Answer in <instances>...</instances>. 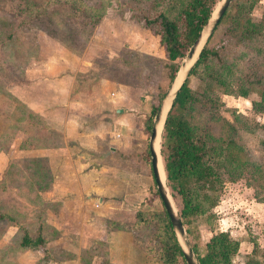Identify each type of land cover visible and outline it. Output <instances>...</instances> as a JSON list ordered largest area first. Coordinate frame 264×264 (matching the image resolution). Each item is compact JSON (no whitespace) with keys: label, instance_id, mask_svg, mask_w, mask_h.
Instances as JSON below:
<instances>
[{"label":"rangeland","instance_id":"374dc122","mask_svg":"<svg viewBox=\"0 0 264 264\" xmlns=\"http://www.w3.org/2000/svg\"><path fill=\"white\" fill-rule=\"evenodd\" d=\"M87 1L95 4L100 0ZM116 1L120 4L117 5L115 0H103L107 6L105 14L95 25L83 16L80 8L70 5L59 7L54 3L47 7V11L52 13L54 24L44 20L36 24L41 28L39 29L31 24L35 22V11H29L34 9L33 5L25 6L23 0H0V170L4 167V172H0V210L10 215L23 228L22 230L19 226L18 229L11 225L5 232L7 236L3 241L6 242L4 245V242L0 243V264H24L23 260H28L24 258L22 263H18V259H15L19 251L16 244L23 232L31 236L40 232L43 235L51 234L42 226L41 221L38 222L44 213L43 188L28 184L35 179L42 182L47 180L43 160V166H37V170L25 166L29 157L37 155L39 152L36 151L44 148L41 146L45 145L46 136L51 139L46 141V144L56 143L55 148L60 146L65 136V143L72 149H69L71 153L85 154L91 163H95L93 160L97 161L94 157L96 154L93 152V155L87 149L91 146L97 148L102 141L99 138L95 141L94 137L83 139L86 133H82V130H90L94 126L93 121L103 115L106 108L104 109L103 105L95 107L90 102L104 101L106 94H100L98 89L94 88L98 84H89L88 88L83 89L91 92L93 86L95 91L93 96L86 97L82 102L80 75L84 76L88 83L96 82L98 76L127 83L129 95L136 102L134 106L138 107L136 110L131 109L130 113L135 115L146 110L143 106L146 103L144 100L151 103L153 94L163 91L164 96L170 87V83L167 84V61L155 40L154 26L150 25L144 30L142 16L137 14V20L132 17L133 13L140 11L144 17L152 18L161 9L164 1ZM245 1H230L223 19L204 44L215 47L216 56L209 58L205 73L188 77L189 86L198 96L189 119L207 138L210 164L221 177L218 203L209 209L215 219L213 228L227 231L232 237L240 240L238 253L234 256V262L237 264H243L244 256L251 250L248 237L255 234L259 244L264 245V210L256 206L252 197L253 187L259 191L261 197L264 195V147L259 142L264 137L261 129L264 125V0H251L250 7ZM218 2L219 0H216L213 8ZM45 30L54 37L51 39L58 38L65 48L80 54L83 65L91 67L89 70L88 66L81 64L70 76L73 77V82L67 98V108L63 111H53L52 120L29 112L13 94L14 89L20 92L18 86H21L24 97L38 101L49 97L48 91L41 85L46 82L45 76H50L43 68L44 58L49 54L42 50L41 38L47 36ZM126 37L134 49L126 48L128 44L123 45ZM96 43L101 46L95 48L100 56L90 58L93 55L86 50L88 46ZM51 50L50 47L49 51ZM185 55L175 61L178 69L183 64ZM2 57H5L3 62ZM26 84H31L30 88H26ZM146 117L147 114L140 120L143 132ZM80 123L83 124L82 127ZM228 124L233 125L231 132ZM149 131L139 135L138 129L134 127L129 134L133 156L134 151L139 154L136 159L138 163L134 165L148 173L149 160L146 161L140 155L147 151ZM212 147L215 150L220 148L222 159H218L219 156ZM61 158L68 164H79L76 160L68 161L66 156ZM115 158V153H112V156L109 159L106 157L104 161L110 163ZM253 164H258L261 168H254ZM147 192L146 204L141 205L146 209L143 211L147 215V221L136 227L135 231L141 241L147 240L149 246L155 248L158 246L157 234L165 231L162 230L165 211L153 178L149 180ZM53 202L50 205L52 209L57 203L55 200ZM173 203L178 214L177 201ZM203 220V217L196 218L189 226L193 236L197 234L198 251L201 249V241L204 242L210 235ZM4 223L7 224L8 221ZM3 225L0 223V230ZM11 231L15 232L11 234ZM103 236L104 233L101 238L80 236V240L74 237L65 240V237H62L63 245L68 250H63L56 244L46 246V239L42 237L44 252L33 254L43 261L38 260L35 264H59L55 260H70L69 258L75 256L76 261L68 262L69 264H107L101 262L102 259H107L106 240H101ZM186 238L190 245L187 234ZM120 243L124 247L125 243ZM76 248H79L78 252ZM192 252L195 257L194 251ZM112 256L118 257L116 246ZM152 257L155 264H161L155 251ZM113 259L107 260L110 264H119L120 260ZM130 260L131 264H141L140 259L136 257ZM260 261L264 264V255L260 257ZM174 264L185 262L184 259H177Z\"/></svg>","mask_w":264,"mask_h":264},{"label":"crops","instance_id":"0c3cea01","mask_svg":"<svg viewBox=\"0 0 264 264\" xmlns=\"http://www.w3.org/2000/svg\"><path fill=\"white\" fill-rule=\"evenodd\" d=\"M41 39L43 41L42 50L49 53L44 58L43 68L50 74V76H45L46 82L41 85H43L45 91H48L49 97L39 101L30 97H24L21 86H18L20 92L14 89L13 94L24 104L29 112L35 115L37 114L42 118L44 117L52 120L54 115L52 113L53 111H63L67 108V98L73 82V77L70 78V76L75 73L79 65L81 67L82 56L73 53L60 42L48 36H43ZM124 44H128L126 48L130 50L134 49L131 43H128L127 37L123 40V45ZM50 47L52 48L51 51H49ZM97 47L101 46L97 43L88 46L86 51L93 55H89L91 56L90 58L100 56L98 55V50H95ZM95 52H97V54H95ZM82 66L88 65L82 64ZM87 68H89V66ZM93 83L98 84L94 86V88H97L100 94L104 92L106 98L104 101L94 100L90 103L95 107L103 105V108L106 109L102 116L97 117L93 121L94 126L88 131L82 130V133H86L83 139H87L85 137H91L92 139L94 137L95 141L101 139L102 142L97 148L92 146L89 147V149L86 148L96 154L94 155L93 153L97 161L93 160L95 163H91L85 154L80 153L79 155L78 153H71L70 150L72 149L65 143L67 139L65 136L62 138V143L57 148H55L57 145L56 143V145L51 144V142H47L50 144H46V141L51 140L49 136H46V141L43 139L45 145L41 146L44 148L36 151L39 152L37 155L28 158V160H43L44 163L41 162L44 166L41 163L37 164V166L42 165L48 177L44 182L35 179L28 183L35 188H43L44 213L42 218L38 219V222L41 221L42 226H44L47 231H50L51 234L43 235V233L40 232V235L46 239V246H49L48 244H56L60 246L61 249L68 250L63 245L64 241L61 240L62 237H65V240L66 238L71 239L72 237L80 240V236L88 238L99 236V238H101V235L104 233L102 238L104 242L106 240L107 244V259L115 258L112 256V253L116 246L118 257L115 259L116 261L120 260L118 262L119 264H131L130 259L133 257L140 259L139 261L141 264H155L153 262V257L147 254L140 247V244L137 243V241L140 240L135 237L136 231L133 232L124 228L111 227L112 224L116 222L123 223L132 221L133 214L131 212L135 210H146L141 205L146 204L145 201L146 198H148L147 190L150 178L148 172L140 170L134 165L138 163L136 160L138 158V153L134 151L133 156L132 148L129 145L131 144L129 134L134 127L138 129L139 135L144 133L141 128L142 125L140 124V120L147 114L149 102L144 100L146 103H144L143 106L146 110H142L140 114L135 115L130 113L131 109L136 110L138 107L134 106L136 102H134L129 95L130 89L126 83L103 77H98L96 82L93 81L92 83H88V80L80 75V100H82V102L86 97L90 98L91 95L93 96V91H95L93 86L91 92H87L88 90H84L83 87L88 88L89 84L92 85ZM24 86L26 88L29 86L30 88L31 84H26ZM82 125L83 124L80 123V127H82ZM81 135L80 133V136ZM112 153L116 155L114 161L110 163L105 162L104 159L106 157L109 159ZM63 156H66L69 159L68 161L76 160L79 164H68L64 161V158H61ZM0 172H4V167ZM40 184L41 186H39ZM54 200L57 203L55 204V208L52 209L50 205L54 203ZM254 203L264 210V204L255 201ZM45 204L47 205L45 206ZM0 223L4 224L0 232V243L4 242L2 243L4 245L6 241L3 240H5L7 236L5 232H7L13 224H6L3 221H0ZM13 226L17 228V226ZM14 232L15 231H11V234ZM53 232L55 235H52ZM120 242L125 243L124 247L121 246L122 243ZM260 246L264 247V245ZM77 247L80 246L77 245ZM34 251L35 252L30 249L20 250L15 259H18V263H22V259L28 258L25 262L23 260L24 264H35L38 259L33 253L43 252L39 250ZM72 253L74 254L73 251ZM75 257L69 258L70 260H56V262L59 264H69L68 262L76 261ZM150 257L152 258L150 259ZM115 259H113V261H115Z\"/></svg>","mask_w":264,"mask_h":264},{"label":"trees","instance_id":"16d2710c","mask_svg":"<svg viewBox=\"0 0 264 264\" xmlns=\"http://www.w3.org/2000/svg\"><path fill=\"white\" fill-rule=\"evenodd\" d=\"M163 1L164 3L161 5V9L152 18L144 17L142 15L143 12L140 11L133 13L132 17L137 20L139 15L142 16V27L144 30L150 25L154 26L155 40L160 46L161 53L167 61V84H169L178 70V65L175 61L182 58L187 53L202 26L209 18L216 0ZM115 2L117 5L120 4L116 0ZM23 3L25 6H34V9H29V11H35V22L31 24L37 27L39 25L36 24H39L44 20L54 24V21L52 20V13L47 11V7L54 3L59 7L61 5H70L73 8H80V11L84 13L83 16L87 17L88 21L94 22L93 25H95L100 20L102 15L105 14V8L107 7L103 0L98 1L95 4H90L87 0H23ZM245 3H248V7H250L252 1L246 0ZM59 7L57 9H59ZM130 9L132 10L133 8ZM224 15L225 13L220 18L219 23L223 19ZM247 20L249 21V19ZM38 28L41 29L40 27ZM253 30H255L254 27ZM47 32L48 31L45 33L48 37L54 38L49 34V32ZM56 39L57 41L59 40L58 38ZM58 42L61 43L62 41L59 40ZM72 52L75 53L73 50ZM216 52L217 49L215 47H202L197 59L190 69L188 76L180 85L176 95L173 97L160 135V155L163 163L165 184L169 189L172 200L175 199L173 201H177L178 215L183 227L185 228V232L190 239V246L192 251L195 253L197 263L237 264L234 262V256L238 253L240 240L236 237H232L227 231L215 230L213 228V220L215 219H213L212 212H209V209L211 207L213 208L218 203L220 194V173L217 172L210 164L208 155L210 153L206 145L207 138L203 133L198 131L196 126L189 119L194 104L197 102L198 96L197 93L189 86L188 77L190 75H200L205 73L204 69L207 67L209 58L211 56H216ZM4 58L5 57L1 58L2 62L5 60ZM87 69L90 70L91 67ZM262 88L264 92V83L262 84ZM163 94V91H161L151 96L152 98L150 99L151 103L149 102V110L147 112L146 121H144V133H148L150 129V121L158 108V104L162 99ZM228 125L231 127L229 130L231 132L233 125ZM261 129L264 132V125H262ZM259 142H261L262 147H264V137H262ZM212 148L216 154H218V159H222L220 148L216 150L214 147ZM142 154L140 155L141 158L148 161L147 151L145 154ZM25 163L26 168L37 170L36 164H40L41 161L29 159ZM257 166L258 164H253L254 168H261L260 166L257 168ZM148 175L149 178L152 179L151 171H149ZM261 191L263 192V189ZM258 192L259 191L253 187V200L264 204V195L261 197ZM145 214L146 213L142 210H135L133 212L132 221L123 223L116 222L112 224L111 227L124 228L128 231L135 232L136 227L144 221H147V215ZM201 217H203V221L208 226L207 228L210 235L204 242L201 241V249L198 251V243H196V240H198V237H196L197 234L193 236L189 226L193 220ZM0 221H8L10 225L13 224L17 226L18 229L20 227L15 220L10 217V215L2 212L1 210ZM163 221L164 224L162 230L165 229V231L162 234H157V247L151 248L147 240L141 241L140 237L138 238L137 235H135V237H137L140 241H136L150 256H152V253L155 251V255L161 264H174L177 259L183 261L181 250L176 242L165 212L163 213ZM20 228L23 230L22 227ZM101 240H103V238ZM248 241L251 244V250L244 256L243 264H262L260 257L264 255V247L259 245L255 235L248 237ZM16 245L19 251L30 249L33 251L39 250L44 252L42 250L43 239L40 234L31 236L27 232H23L22 235L19 236L18 243ZM38 260L43 261V259L40 258ZM101 262L110 264L106 258L102 259ZM81 264L85 263L81 262Z\"/></svg>","mask_w":264,"mask_h":264},{"label":"water","instance_id":"95a60500","mask_svg":"<svg viewBox=\"0 0 264 264\" xmlns=\"http://www.w3.org/2000/svg\"><path fill=\"white\" fill-rule=\"evenodd\" d=\"M230 1L231 0H219L217 5L212 9L209 18L207 19L205 24L202 26L197 37L195 38V40L191 44L190 48L188 49V51L184 57L183 64L177 70V72H178L179 70L182 69V77H181L180 83L178 84L176 89L172 92L168 108H167L166 113H165L164 118H163V123H164L166 114H167V112L171 106L173 97L176 95L178 88L180 87V85L183 83V81L188 76L190 69L193 66L195 60L197 59V56H198L200 50L202 49V47L204 46V44L208 40L209 36L214 31L215 27L218 25L220 18L222 17L224 12L226 11ZM177 72L175 73V76L170 83V87H169L168 91L166 92V94L161 99L159 106H158V108H157V110L153 116L154 118L152 120L151 128L149 131V136H148L147 152H148V159H149V164H150L151 176L153 178V182H154L155 187H156L157 195H158V197L161 201L162 207H163V209L167 215V218H168V221L171 225V229H172L173 234L175 236L176 242H177V244L181 250L184 262H185V264H198L194 255H193V252L191 250L189 242L186 238L185 230H184V227L181 223L180 217L177 214L176 209L175 210L172 209V207L168 201V198L166 196V191L164 190V187L162 186V184L158 180L157 169H156L157 157H156V154L153 150V142H154V139L156 137V127H157L158 122L160 120L163 103H164L165 99L167 98V95L169 94V92L171 90L172 83H173V81L177 75ZM163 123H162V128H163ZM179 237H182L183 243L180 242Z\"/></svg>","mask_w":264,"mask_h":264},{"label":"bare ground","instance_id":"6f19581e","mask_svg":"<svg viewBox=\"0 0 264 264\" xmlns=\"http://www.w3.org/2000/svg\"><path fill=\"white\" fill-rule=\"evenodd\" d=\"M181 77H182V69L177 72V75H176V77L172 83L171 90H170L169 94L167 95V98L165 99V101L163 103L160 120H159L158 125L156 127V137H155L154 142H153V150H154L156 157H157L156 169H157L158 180L162 184V186L164 187V190L166 191V196H167L168 201H169L173 210H175L174 203H173V200L171 199L168 188L165 185V175H164L163 163H162V159H161V155H160V135L162 132L163 118H164V115H165L166 110L168 108L172 92L176 89V87L180 83ZM179 240L181 243H183L182 237H179Z\"/></svg>","mask_w":264,"mask_h":264},{"label":"flooded vegetation","instance_id":"af4514ba","mask_svg":"<svg viewBox=\"0 0 264 264\" xmlns=\"http://www.w3.org/2000/svg\"><path fill=\"white\" fill-rule=\"evenodd\" d=\"M147 154H148V152H147ZM139 155V154H138ZM148 158V157H147ZM149 160V159H148ZM150 165V164H149Z\"/></svg>","mask_w":264,"mask_h":264}]
</instances>
